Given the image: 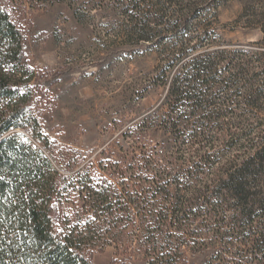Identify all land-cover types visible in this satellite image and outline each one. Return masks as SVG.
I'll use <instances>...</instances> for the list:
<instances>
[{"label": "trees", "instance_id": "trees-1", "mask_svg": "<svg viewBox=\"0 0 264 264\" xmlns=\"http://www.w3.org/2000/svg\"><path fill=\"white\" fill-rule=\"evenodd\" d=\"M83 1H111L132 19L140 0ZM236 53L218 54L230 68ZM216 66L187 63L171 89L175 104L155 114L174 152L152 138L151 118L125 131L119 157L103 151L77 165L70 149L61 161L37 113L48 92L33 83L25 33L0 0V264H94L109 245L114 264H188V251L205 250L209 238L218 249L211 264H264V120L231 107L240 90L217 107L218 84L232 87ZM204 103L217 108L199 119Z\"/></svg>", "mask_w": 264, "mask_h": 264}, {"label": "rangeland", "instance_id": "rangeland-1", "mask_svg": "<svg viewBox=\"0 0 264 264\" xmlns=\"http://www.w3.org/2000/svg\"><path fill=\"white\" fill-rule=\"evenodd\" d=\"M79 1L5 0L25 33L33 83L48 92L37 113L57 142L61 161L70 149L78 154L77 165L103 151L110 152L104 159L119 157L130 141L125 131L151 118L152 138L166 143V154L174 152V135L166 134L155 114L162 116L175 104L171 89L187 63L212 59L222 69L227 63L218 53L224 49L237 53L222 78L232 88L223 81L214 91L217 107H225L219 96L240 90L231 107L251 122H263L264 0H140L131 8L132 19L111 1L103 8ZM214 105L202 104L196 117ZM208 240L205 250L188 251V264L213 262L218 249ZM116 257L109 245L93 262L114 264Z\"/></svg>", "mask_w": 264, "mask_h": 264}]
</instances>
